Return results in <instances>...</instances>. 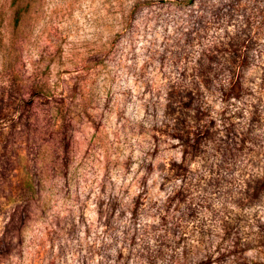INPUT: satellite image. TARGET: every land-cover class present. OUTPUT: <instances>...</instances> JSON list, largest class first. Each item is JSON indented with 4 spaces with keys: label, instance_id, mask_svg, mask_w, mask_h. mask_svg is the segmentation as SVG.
Here are the masks:
<instances>
[{
    "label": "clouds",
    "instance_id": "obj_1",
    "mask_svg": "<svg viewBox=\"0 0 264 264\" xmlns=\"http://www.w3.org/2000/svg\"><path fill=\"white\" fill-rule=\"evenodd\" d=\"M32 25L0 39V264H264V0Z\"/></svg>",
    "mask_w": 264,
    "mask_h": 264
},
{
    "label": "rangeland",
    "instance_id": "obj_2",
    "mask_svg": "<svg viewBox=\"0 0 264 264\" xmlns=\"http://www.w3.org/2000/svg\"><path fill=\"white\" fill-rule=\"evenodd\" d=\"M40 0H0V39L4 37L5 31H8L9 35L14 34L22 26L32 27L33 20L36 19L38 12V5ZM55 2V0H53ZM62 2V0H61ZM93 4L97 0H91ZM114 2H119V0H103L104 4H112ZM160 4H163L165 0H159ZM64 11L63 9H53V13ZM94 11H101V9H94ZM107 14L112 15L113 11L111 8L106 9ZM77 13H72L70 18H74ZM81 19L86 21L87 17L82 13ZM163 79V77H161ZM171 95V94H170ZM158 140L159 137H154ZM168 167L170 169L175 167V162L170 161ZM8 171H15V166L11 159H4L0 161V172L7 173ZM7 179V176H5ZM256 185L264 188V180L257 179ZM252 187V185H249ZM161 191H163V185H161ZM177 195H180L179 193ZM19 207V206H17ZM88 212H85V218H87ZM10 222V221H9ZM261 230H264V224L260 225ZM7 229V225H5ZM0 251H7V249H0ZM119 259H123V253L120 254ZM87 264V262H85ZM202 264H211V259L203 261Z\"/></svg>",
    "mask_w": 264,
    "mask_h": 264
}]
</instances>
